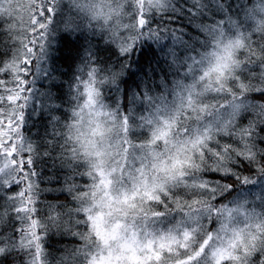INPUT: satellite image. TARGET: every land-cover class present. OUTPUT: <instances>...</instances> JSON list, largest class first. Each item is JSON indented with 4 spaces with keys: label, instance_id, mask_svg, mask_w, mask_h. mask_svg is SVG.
Returning a JSON list of instances; mask_svg holds the SVG:
<instances>
[{
    "label": "trees",
    "instance_id": "obj_1",
    "mask_svg": "<svg viewBox=\"0 0 264 264\" xmlns=\"http://www.w3.org/2000/svg\"><path fill=\"white\" fill-rule=\"evenodd\" d=\"M43 4L0 0V150L15 147L10 164L0 155V264L99 257L102 158L122 167L112 196L136 186V174L156 185L152 200L137 192L136 213H120L125 228L177 235L159 259L136 264L161 254L175 264L193 246L206 249L199 264H261L264 64L245 60L264 49V0H46L52 22L32 45ZM166 191L171 211L156 217L164 206L154 197ZM219 231L236 246L217 262L213 242L202 245Z\"/></svg>",
    "mask_w": 264,
    "mask_h": 264
},
{
    "label": "rangeland",
    "instance_id": "obj_2",
    "mask_svg": "<svg viewBox=\"0 0 264 264\" xmlns=\"http://www.w3.org/2000/svg\"><path fill=\"white\" fill-rule=\"evenodd\" d=\"M8 2V1H7ZM5 144V143H4ZM3 149V151H2ZM0 150V155H3L10 164L11 157L15 156V147L6 148L2 146ZM17 158V156H16ZM17 163H21L18 161ZM103 160V161H102ZM101 162L103 164H108L109 169H102V178L103 181V194L104 200L102 209L93 216L92 224L93 228L98 235L102 250L100 255L92 264H136L138 262H146L150 259L156 257L159 259V253L161 250H167L168 247L172 246L175 243L177 235L170 233V236L154 237L147 236L141 237L135 233V228L127 229L125 224L122 223V219L119 217L120 213L131 211L136 213L131 209L133 207V199H137V192L142 193L141 197L146 199L149 197L150 193L153 194L152 190L154 184L146 176L139 174L135 176L136 186L127 187L122 186V189H119L120 194L112 196L110 194V180L112 179L114 172L119 174L122 170V167L119 169L114 166L113 163H110V160L104 162L102 158ZM122 185H128L122 183ZM136 192V196H133V193ZM240 233V232H239ZM217 234V233H213ZM222 232L219 231L218 235H211L206 238L208 241L207 245L203 247H209V242H213L214 247L211 248V254L217 262L222 261L231 253V249L236 246L235 238L233 240L225 239L221 236ZM141 237V238H140ZM185 240L188 238V233H183ZM220 242V243H219Z\"/></svg>",
    "mask_w": 264,
    "mask_h": 264
},
{
    "label": "snow or ice",
    "instance_id": "obj_3",
    "mask_svg": "<svg viewBox=\"0 0 264 264\" xmlns=\"http://www.w3.org/2000/svg\"><path fill=\"white\" fill-rule=\"evenodd\" d=\"M52 12H53V6H51L50 4H48L46 6V0H45V4L39 6L33 12L32 29H31L32 37H33L32 41H31L32 45H35L39 41L41 36L44 34L45 29L49 28V24H51V22H52L49 14ZM144 24H145V20L143 18H140L139 19V25L141 27H143ZM131 47H132V43L128 44L126 46L120 45L121 54L128 52L131 49ZM34 52H35L34 47H28L27 55L24 58L25 72H24L23 76H26L28 74V66L31 64V59H29L28 57L33 55ZM257 58H259L261 63L264 64V49H261L258 53L255 51V48L252 51H250L247 54V59L245 60V64L252 62L253 60H255ZM211 70L212 69H209V71H211ZM209 71H205L203 76L200 77V79L203 80L204 77L208 76ZM94 73H95V69H93L92 72L89 73V76H93ZM89 90H90V87H86V91H89ZM262 105H264V104H262ZM123 124L125 125L124 132L126 134L125 142L131 143L132 141L128 138L129 122H128L127 117L123 118ZM3 127H4V125L0 124V128H3ZM252 127H251V132H252ZM184 131H187V129H184ZM161 135H163V133H161ZM8 143H11V141H8ZM212 151H213V149H211V147H210L208 154H211ZM28 163H31V159L28 160ZM223 171H228V170H223ZM22 174H25V175L27 174L25 172V169H24V164L22 165ZM225 187H227V186H225ZM200 188L206 190L207 185L202 182L200 184ZM134 195H135V193H133V196ZM172 196H173V193L171 191H166V192H162V193L155 195L154 200H155L156 205H163L164 206V211H159L156 208V210L154 211V215L156 217H164L168 212L171 211V208L169 207V204L167 201L171 200V203L173 205ZM149 199L152 200L153 197L149 196ZM175 199L179 200V198H175ZM207 243H208V241L205 240L204 245H207ZM203 250H206V249H198L197 247L193 246L192 249L189 251L187 248H185L182 252H178L176 254L177 259L175 261V264H199L200 261H199L198 257L200 256V253ZM257 251H259V250H257ZM256 252L252 253L251 256H254ZM167 259H168V257L165 254H161L160 261H158L157 264H165V261ZM261 264H264V257L261 258Z\"/></svg>",
    "mask_w": 264,
    "mask_h": 264
}]
</instances>
